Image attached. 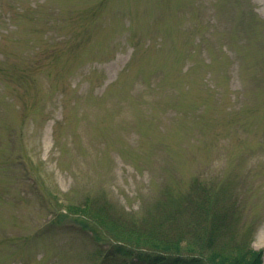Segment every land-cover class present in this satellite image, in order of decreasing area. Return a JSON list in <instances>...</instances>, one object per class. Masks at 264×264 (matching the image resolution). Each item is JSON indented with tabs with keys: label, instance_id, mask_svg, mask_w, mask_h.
Instances as JSON below:
<instances>
[{
	"label": "rangeland",
	"instance_id": "obj_1",
	"mask_svg": "<svg viewBox=\"0 0 264 264\" xmlns=\"http://www.w3.org/2000/svg\"><path fill=\"white\" fill-rule=\"evenodd\" d=\"M170 196L264 264V0H0V264H147L66 208L145 225Z\"/></svg>",
	"mask_w": 264,
	"mask_h": 264
},
{
	"label": "trees",
	"instance_id": "obj_2",
	"mask_svg": "<svg viewBox=\"0 0 264 264\" xmlns=\"http://www.w3.org/2000/svg\"><path fill=\"white\" fill-rule=\"evenodd\" d=\"M199 194H203V191H199ZM169 198L174 203L172 209L167 211L166 216L170 217L165 219L167 222L163 218L159 222H147L145 225H136L134 222H123L119 219L110 220L106 209L100 207L94 210L87 202L84 203L85 206L75 205L74 208L66 210L70 214L86 216L95 222L99 217H104L109 221L107 223L114 233L115 239L112 238L116 243L127 244L137 250H141L137 248L138 244L148 245V248L142 250L156 253L157 258L149 259L147 264L262 263V251L248 248L246 243L236 242L234 236L229 235L231 221L227 210H217L216 203L212 202L210 205L203 198L195 200L185 198L186 210L192 207V218L191 221L188 218L185 223H181L178 222V214L181 213L182 203H178L172 196ZM75 223L80 225L78 222ZM173 225L178 226L181 233L172 235L169 227ZM115 255L117 253L114 250H107L103 259L111 263Z\"/></svg>",
	"mask_w": 264,
	"mask_h": 264
}]
</instances>
